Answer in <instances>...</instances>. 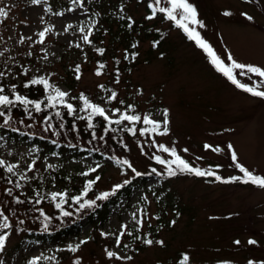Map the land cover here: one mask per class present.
Returning a JSON list of instances; mask_svg holds the SVG:
<instances>
[{"label":"rangeland","instance_id":"obj_1","mask_svg":"<svg viewBox=\"0 0 264 264\" xmlns=\"http://www.w3.org/2000/svg\"><path fill=\"white\" fill-rule=\"evenodd\" d=\"M97 1L103 9V3L108 0ZM189 2L205 25L189 27L200 33L226 67H230L227 57L231 54L239 63L264 69V0ZM155 5L159 9L170 7L168 0ZM47 6V0L38 3L0 0V8L7 13L0 16V70L5 72V78L15 69V62L20 64L29 57L30 66L35 61L42 63L40 70L48 77L50 86L68 93L64 101H73L84 108L79 99L84 94L91 103L104 108L110 118H117L120 112L141 118L147 114L159 121L161 127L144 135L139 131L141 125L136 129V135L127 140L124 151L127 163L121 168L89 158L62 161L52 156L40 160L33 153H25V148L12 149L11 144H0V160L4 161L0 166L6 172L5 179L15 177L48 198L52 193L71 194L69 187L79 184L80 174L97 177L96 190L92 189L90 197H98L126 181L136 169L149 173L143 189L112 211L107 223L96 227L86 224L79 237L70 236L51 246L30 245L11 259L6 249L17 240V235L10 227L0 248V264H30L39 260L45 264L50 260V264L76 261L79 264H248L249 260L264 264V188L251 182H223L243 174L232 160L233 151L238 163L264 177V98L236 87L222 72L213 69L211 56L195 40L193 43L175 21L166 18V13H160L153 21L154 27L163 33L164 41L153 48L150 40H139L135 63L124 73L110 58L111 54L123 53L120 40L124 39L116 21L112 22L110 31L104 30L100 35L95 29L84 27L88 11L82 4L60 12H49ZM121 9L126 11L129 22L149 19L144 2L125 0ZM225 11L232 15L225 16ZM241 13L253 19L248 20ZM116 18L111 16L112 20ZM40 32H44L43 38ZM85 35L89 42H85ZM30 55L35 56L34 60ZM74 61L79 71L73 68L69 73ZM100 63L105 64L100 67ZM239 71L233 69V75L242 84L264 91L260 77L241 76ZM65 76L73 79L74 90L65 84ZM113 92L115 99H109ZM165 109L168 132L159 134L164 128ZM137 122L143 124L142 119ZM159 145L175 148L177 155L190 166L214 175L178 172L176 166L168 164L161 167L163 164L155 157L170 161L174 157L160 150ZM8 165L14 166L12 172L7 171ZM54 168L66 173L65 177L69 173L68 179L61 180L53 173ZM169 168L177 174L170 176ZM1 179L0 175V189L5 192L7 185ZM149 187L158 194L162 191V199L146 193ZM5 196L11 197L9 192ZM16 208L18 216L13 218L8 214L6 223L27 220L23 209ZM3 223L0 218V225ZM131 226H136L139 233L133 241ZM145 240L153 243L145 244ZM249 240L257 243L250 245ZM73 248L76 250L72 251ZM107 251L116 256L109 258ZM185 255L189 257L186 262Z\"/></svg>","mask_w":264,"mask_h":264},{"label":"trees","instance_id":"obj_2","mask_svg":"<svg viewBox=\"0 0 264 264\" xmlns=\"http://www.w3.org/2000/svg\"><path fill=\"white\" fill-rule=\"evenodd\" d=\"M124 1L108 0L103 3V9H101L102 4L97 0H47V7L49 12H60L77 4H82L88 11V14L84 17V27L86 29L91 27L100 35L104 33V30L110 31L112 22L116 21L117 30L122 33L124 39L120 40L123 44V53L121 56L111 54L110 58L113 65L120 66L119 70L121 69L124 73H127L135 63L139 40L148 39L151 41V47L158 48L164 41V37L163 33H160L153 25L155 24L153 21L159 17V14H163L153 0H138L144 2L147 18L151 17L149 19L152 22H148L149 19L137 21L131 18H129L131 19L129 22L126 19V11L121 9ZM149 5H152V7H149ZM114 15L117 18L112 20L111 16ZM30 57L33 60L35 58L32 55ZM28 60H30L29 57L25 58L20 64L15 62V69L13 70L10 66L11 73L7 78H5L6 75L4 76L5 72H2V69L0 70V73L3 74L0 75V87L4 89L0 95H6L13 101L11 105H0V112L5 113V116H0V144H11L12 149L25 148V153H33L34 157L40 160H46L52 156L58 157L62 161H78L81 158H89L94 162H101L116 168L124 167V157L126 155L124 151L127 149V140L136 135V129H140V125L143 128L145 126L138 124V122L129 121H121L120 124H109L103 117L93 116V127L89 128L87 117L91 111L87 109L81 111L83 106H78L77 103L70 101L69 103L74 106L72 114H69L67 108L60 102H55V107L49 106L48 96L55 94L52 89L45 90L43 84H31L33 79L40 78H44L49 82L48 77H45L43 71L40 70L42 63L35 64V61L30 66ZM75 62L71 67L68 66L71 68H68L69 73L73 68H77ZM100 64L104 65L105 63ZM64 82L70 90H74L72 78L69 80L65 76ZM26 84H28L27 87H25ZM16 95L23 96L30 101L40 102L41 111H36L34 104H24L17 101L15 99ZM57 113H60V115H57ZM119 116L116 119H119ZM6 118L7 123H5ZM127 128H133L134 133L126 131ZM94 134L95 139L93 138ZM104 159L113 160L106 163L102 162ZM170 166L174 167L175 165ZM161 167L166 166L163 164ZM120 170L124 172L122 169ZM176 170L181 172L177 168ZM53 173L58 174L61 180H67L69 176L68 173V176L65 177L66 173L60 172L59 168H54ZM137 173H140V175H137ZM0 175L1 180L7 185V191L3 192L0 189V213L3 214L0 215V218L5 221V217L10 218L8 214L16 218L18 216L16 206L21 207L27 217L26 221L23 218L21 219L23 222H18V224H15L14 221L11 223V220H9L7 228H0V236L4 237L9 233L8 229L10 227H13L16 231L17 240L6 249L7 255L13 259L16 253L26 251L30 245L51 246L65 241L70 236L79 237L86 224H92L96 227L107 223L112 211H115L121 204L129 202L128 200L134 192L143 189L149 173L148 170L141 173L136 169L126 181H121L116 185H119V188L113 187L106 192L111 193L108 197L99 200L97 196H93L96 199L90 197L93 194L92 189L96 190L97 177H94V174L89 176L78 175L80 178L79 184L69 187L71 194L63 195L62 198L58 195L55 199L48 198L46 194L41 192H35L31 186L16 181L15 177L12 180H6V172L1 166ZM239 177L242 180L247 179L244 175ZM90 181H93V183L89 186ZM155 190V188L150 189L149 187L145 191L154 194L158 200H161L163 197L162 191H160L161 194H158ZM8 192L11 196L10 199L5 196ZM77 197H79L78 201L74 199ZM85 201H95V204L80 208V204ZM57 204H60L59 208L56 207ZM63 212H68L70 215L64 216L62 215ZM130 231L133 233L130 240L133 241L135 236L139 234L138 228L131 226ZM47 263L52 262L50 260ZM35 264H45V261L39 260Z\"/></svg>","mask_w":264,"mask_h":264},{"label":"snow or ice","instance_id":"obj_3","mask_svg":"<svg viewBox=\"0 0 264 264\" xmlns=\"http://www.w3.org/2000/svg\"><path fill=\"white\" fill-rule=\"evenodd\" d=\"M39 0H33V3H38ZM161 2V0H155L156 4H159ZM246 2H249V0H246ZM168 4L170 5V7H162L159 9L160 12L162 13H166V18L173 20L176 22L177 26L180 27L181 29H183V31L185 33L188 34L190 39H194L197 43L198 46H200L201 48H203L210 56H211V63L217 68L218 71L222 72L236 87L251 93L254 96L257 97H261L264 98V91H257L255 88L253 87H248L246 84H242L235 75H233V69H237L240 70L239 71V75L241 76H245L248 74H253L256 75L258 77L261 78V83H264V69L258 67V66H254V65H250V64H243V63H239L237 62L232 56L231 54L228 55L227 59L228 61L231 62L230 67H226L224 62L221 60V58L213 51V49L211 48V46L201 38L200 33L198 31H196V29L194 27L190 28L189 25H198L199 27L203 28L205 25L203 24L202 21L198 20L197 18V9L196 7L191 4L189 2V0H168ZM149 7H152V5H149ZM7 13L5 12V10L3 8H0V16H6ZM225 16H230L232 15L231 12L229 11H225L224 12ZM241 15L245 16L248 20H252L253 18L251 16H248L247 13H241ZM151 18V17H149ZM45 31H48V29H45ZM40 37L43 38L44 36V32H40L39 33ZM84 40L85 42H89L88 40V36L85 35L84 36ZM98 51H102V50H98ZM100 67H103V65H100ZM77 71H79V66H77ZM97 75L100 74L99 71H97L96 73ZM0 75H3L2 73H0ZM77 79H79V76H77ZM31 84H43L45 87V90H48L50 87L52 88V91L55 93L54 95H49L48 96V104L49 106L55 107V102H60L62 104H64V106L67 108L68 113L72 114L74 112V106L71 103H65L64 102V98L66 96H68L67 92L61 91L59 88L57 87H53L50 86L48 81L44 78H40V79H33L31 81ZM28 84L25 85V87H27ZM101 88H103V86H100ZM4 91V89L2 87H0V93H2ZM116 97V93L113 92L112 95L109 97V99H115ZM15 99L17 101H20L24 104H34L36 111H41V107H40V102L38 101H30L27 100L25 97L20 96V95H16ZM79 99L83 102L84 108L81 109V111L86 110V109H90L91 112L89 114V116L87 117L88 119V127L92 128L93 124H92V117L93 116H100L103 117L105 121H107L109 124H120L121 121H129V122H137L140 121L141 119L143 120V124L144 125H150L151 128H141L140 134L144 135L146 132L151 131V132H157L158 129H160L161 124L159 121H156L154 119L150 118V115H144L143 118H141L138 115H127L124 113H121L119 116V119L116 120H111L109 118L108 115L105 114V109L100 107L99 105L95 104V103H91L88 98L84 95L81 94ZM13 104V101L9 99L8 96L6 95H0V105L3 106H7V105H11ZM131 107V106H129ZM115 111H119V110H114ZM57 115H60V113H57ZM0 116H5L4 112H0ZM83 118V117H81ZM5 123H7V118L5 119ZM169 124V119H168V111L167 109L164 110V120H163V132L159 133V134H167L168 132V128L167 125ZM49 127H51V125H49ZM107 130V129H106ZM126 131L130 132V133H134V129L133 128H127L125 129ZM114 131V129H113ZM93 138L95 139V134L93 135ZM101 139H103V137H101ZM160 150L170 153L171 156L174 157L173 160L171 161H165L163 159H161V157L157 156L155 157L156 161L161 163V164H168V165H175L177 169H179L181 172H189V173H194L196 176H213L214 173L211 171H203L200 168H196V167H192L189 165L188 162H186L184 159H182L179 155H177L176 149L175 148H167L164 145H159L158 146ZM211 147L210 145H205V148H209ZM232 146L229 145V149H231ZM184 151L186 152L187 149H184ZM232 160L235 163L236 168L239 169V171L241 173H243V175L245 177H247V179H241L240 177H230L227 180H224L223 182L228 183V182H232V181H240L242 183H249L251 182L252 184L264 188V177L258 176V175H253V173L248 170L247 168H245L243 165H241L240 163L237 162V157H236V153L233 151L232 152ZM124 163H127V161H124ZM4 161L0 160V165H3ZM13 167L12 165H8L7 167V171L8 172H12L13 171ZM94 171V169H93ZM155 171V169L153 170ZM168 174L170 176H174L176 175V171L169 168ZM137 175H140V173H137ZM216 180H221L220 176H215ZM91 183H93V181L89 182V186L91 185ZM120 186H116V188H119ZM111 193H103L100 196L97 197V199H104L106 197H108ZM63 196V194L60 193H52L51 196L53 199H55L57 196ZM77 201L79 200V197L74 198ZM95 204V201H85L83 204H80V208H84L85 205L88 206H92ZM56 207H60V204H57ZM0 215H3L2 213H0ZM62 215L64 216H68L70 215V213L68 212H63ZM5 223H3L2 227L7 228L8 224L6 223L7 218L5 217ZM173 223H175V221H173ZM117 242L119 243V238H117ZM5 243V237L4 236H0V248H2L4 246ZM83 243V242H82ZM145 244L151 245L153 243L152 240H145L144 241ZM155 243L157 244H162V241H155ZM235 243L239 244V241H235ZM248 243L250 245H254L257 243V241L255 240H249ZM76 249L73 248L72 251H75ZM107 256L109 258L115 257L116 254L112 251H107ZM119 258V257H117ZM130 259V257H129ZM189 259V257L187 255H185L183 257V261H187ZM30 264H35V261L30 262ZM74 264H79V261L74 262ZM248 264H254L253 261L249 260Z\"/></svg>","mask_w":264,"mask_h":264}]
</instances>
